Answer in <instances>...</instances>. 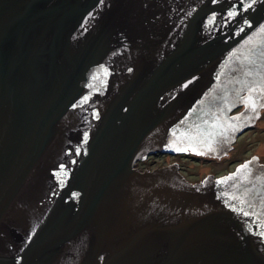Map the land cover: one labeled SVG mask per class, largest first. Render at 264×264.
Instances as JSON below:
<instances>
[{"label":"water","instance_id":"water-1","mask_svg":"<svg viewBox=\"0 0 264 264\" xmlns=\"http://www.w3.org/2000/svg\"><path fill=\"white\" fill-rule=\"evenodd\" d=\"M250 2L0 0V264H264L256 155L195 183L175 162L137 167L218 159L253 125Z\"/></svg>","mask_w":264,"mask_h":264},{"label":"rangeland","instance_id":"rangeland-1","mask_svg":"<svg viewBox=\"0 0 264 264\" xmlns=\"http://www.w3.org/2000/svg\"><path fill=\"white\" fill-rule=\"evenodd\" d=\"M244 94L246 92L243 91L240 93V96ZM242 105H244V102L231 108L228 115L237 113ZM241 129L229 143L232 147L226 150L227 154L223 153L214 161H210L203 156L191 155L195 154L192 153L193 151L175 153L157 152L138 161L137 167L140 169H152L175 162L179 165L180 173L185 179L191 183H195L210 174L213 177L225 175L253 155L257 156L259 163H264V105L259 108V115L254 118L253 125H245Z\"/></svg>","mask_w":264,"mask_h":264},{"label":"snow or ice","instance_id":"snow-or-ice-1","mask_svg":"<svg viewBox=\"0 0 264 264\" xmlns=\"http://www.w3.org/2000/svg\"><path fill=\"white\" fill-rule=\"evenodd\" d=\"M252 3H255V0H251V2L248 4V7H251L252 6ZM230 15H232L231 13H230ZM248 108H250L252 111H256V105H254V104H249L248 105ZM235 119V118H234ZM211 150V149H210ZM255 159V158H254ZM249 163H251V161L249 162ZM242 168H246L247 167V165H243V166H241ZM245 215H247V213H244Z\"/></svg>","mask_w":264,"mask_h":264},{"label":"flooded vegetation","instance_id":"flooded-vegetation-1","mask_svg":"<svg viewBox=\"0 0 264 264\" xmlns=\"http://www.w3.org/2000/svg\"><path fill=\"white\" fill-rule=\"evenodd\" d=\"M244 92H246V91H244ZM244 108V105H242L241 106V108L239 109V111L241 110V109H243ZM246 128V127H245ZM248 128V127H247ZM242 130V129H241ZM237 135V132L235 133V135H234V137ZM230 149V148H229ZM228 151H230V150H228ZM227 151V152H228ZM192 153H195V154H191V155H199L198 153H196V152H192ZM229 155V154H228ZM199 156H202V155H199ZM207 159H209L210 161H214L215 160V158H207ZM177 167L180 169V167H179V165H177Z\"/></svg>","mask_w":264,"mask_h":264}]
</instances>
